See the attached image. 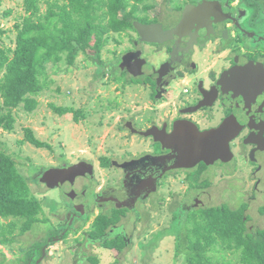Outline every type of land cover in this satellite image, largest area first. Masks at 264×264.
<instances>
[{
  "label": "flooded vegetation",
  "instance_id": "flooded-vegetation-1",
  "mask_svg": "<svg viewBox=\"0 0 264 264\" xmlns=\"http://www.w3.org/2000/svg\"><path fill=\"white\" fill-rule=\"evenodd\" d=\"M139 1L144 3H136L139 7L133 4L119 16L123 19L128 15L129 25L117 30L107 29L108 36H116L117 45L125 39L127 42L112 61L118 75L124 73L128 82L124 92L116 83L120 103L113 109L118 114L112 124L115 127L104 140L96 132L87 136L85 144L97 143L96 149L88 147L86 150L90 153L79 151L90 154L91 158L80 156L72 162L70 156L65 158L68 163L58 166L62 170L74 166L72 173H61L62 177L52 175L59 183L55 188L60 187L62 191L70 186L77 190L82 179L89 178L93 182L96 173L112 167V180H105L99 191L87 187L93 194L91 201L86 199L85 202L82 197L74 200L73 196L69 199L68 211L81 215L80 219L86 217V209L92 203L104 210L101 215L112 219L113 223L102 237H88L91 241H101L104 246L116 236H121L127 245L131 237L127 233L128 218L139 220L147 201L152 207L156 203L154 197L180 174L191 180L192 187V191L189 190L191 201L177 206L185 217L199 208H209L202 206L200 185L210 182L214 169L228 174L233 172L228 165L241 163V171L255 178L250 199L255 198L264 177V0ZM213 1L220 7L213 6ZM135 22L154 30L145 38L160 40L144 39ZM118 75L113 74L112 81L115 82ZM144 111L152 113L154 119L142 125L137 116H143ZM136 117L137 125L128 119L135 121ZM233 118L240 119L241 127L228 142L231 155L224 159L200 160L191 167L177 166L178 161H182L178 158L179 145L185 139H192L185 132L216 130ZM101 122L106 125L105 121ZM92 126L93 130L99 128L97 124ZM179 127L183 135L174 137ZM149 132L163 136L164 145ZM111 134L114 135L111 140L116 139L125 146L129 144L127 151L130 152L119 149L122 152L114 158L103 159L102 166L95 161L100 159V144L103 153L109 151L106 145ZM210 136L200 142L208 143ZM112 161L114 163L110 164ZM46 170L48 168L38 176L42 184H45ZM204 173L208 174V181L205 177L200 180Z\"/></svg>",
  "mask_w": 264,
  "mask_h": 264
},
{
  "label": "rangeland",
  "instance_id": "rangeland-1",
  "mask_svg": "<svg viewBox=\"0 0 264 264\" xmlns=\"http://www.w3.org/2000/svg\"><path fill=\"white\" fill-rule=\"evenodd\" d=\"M126 2V7L117 13L120 17L131 9L133 4L139 7L136 3H144L139 0ZM57 3L62 5L67 3V0H57ZM7 10H11V14L4 17ZM45 11L46 5L42 3L39 12L43 14ZM23 15V0H0V25L7 30L2 39L7 45L14 46L13 25L16 18ZM109 37L99 56L96 51L88 49L86 54L80 52L77 55L73 65L64 61L57 64L47 63V85L36 97V108L33 111H27L23 107L15 109L14 130L9 132L0 129V151L11 155L16 161L19 171L27 179L31 193L41 200L42 211L38 218L45 220L20 233L24 219H13L17 224L13 233L14 241L10 246L0 244V264H16L24 260L29 251L33 252L30 264H185L182 255L176 256V244L179 232L183 231L184 224L187 223L182 210L177 206L179 203L191 201V180L186 175L174 177L167 187L154 197L156 203H153L152 207L147 201L139 220L128 218L127 233L131 236L130 242L119 252L106 248L101 241L90 240L93 222L104 211L97 203H92L86 209V215L83 213L86 216L84 219H80L81 215L76 216L68 211L71 196L77 200L82 197L85 202L86 199L91 201L93 194L87 187L99 191L105 180H112V167L96 173L93 182L89 181V178L82 179L77 190L70 186L62 191L60 187L47 188L39 181L38 176L45 169L58 168L65 162L68 163L65 158L73 157L72 162L80 156L87 155L91 158L86 149H96L97 143L92 146L85 144L87 136L96 132L104 140L115 127L112 124L116 122L118 114L113 109L120 103L115 92L116 83L124 92L128 82L124 73L118 75L112 61H115L113 58L116 52L123 45H127V42L125 39L117 45L114 42L116 36L113 34ZM93 41L94 39L91 43ZM113 74L118 75L115 82L112 81ZM51 104L69 107L72 111L60 115L52 110ZM137 117L141 118L142 125L154 119L152 113L147 111H144L143 116ZM137 117L135 121L134 118L128 119L137 125ZM101 121H105L106 125ZM95 124L99 128L93 130L92 125ZM25 128H30L36 138L49 146L37 148L27 142L21 143L25 138ZM128 130H131L130 126ZM112 138L113 134L109 137V147L106 145L109 149L107 153H103V145L100 144V159H96L95 163L101 164L103 159L114 158L122 152L119 149H126L124 153L127 154L130 152L127 151L129 144L125 146L116 139L111 140ZM82 149L88 153L79 151ZM233 164L231 167L228 165L229 170L233 168V172L228 174L214 169L210 182L206 173L200 178L202 181L205 177L208 181H203L206 184L200 185L204 199L202 206L216 207L226 204L236 208L241 205L243 199L247 203L245 213L250 217L247 226L250 229H264V215L260 212V207L264 205V177L257 187L255 198L250 199L255 178L241 171V163ZM46 240L47 245L40 246ZM215 246V250H220L210 253L215 264H240L238 252L228 251L221 244Z\"/></svg>",
  "mask_w": 264,
  "mask_h": 264
},
{
  "label": "trees",
  "instance_id": "trees-1",
  "mask_svg": "<svg viewBox=\"0 0 264 264\" xmlns=\"http://www.w3.org/2000/svg\"><path fill=\"white\" fill-rule=\"evenodd\" d=\"M42 3L46 5L43 14L39 12ZM126 4V0H69L62 5L56 0H23L24 15L16 18L13 25L14 46L3 41L2 35L7 30L0 25V129L14 130L15 109L23 107L33 111L36 108V97L47 85V63L64 61L73 65L77 55L86 54L88 49L99 56L109 40L108 27L117 30L129 25L128 15L120 19L117 14ZM10 14L11 10L5 11L4 17ZM51 107L60 115L72 111L54 104ZM25 132L21 143L37 148L49 146L36 138L30 128H25ZM246 206L241 201L236 208L222 204L187 213V223L177 236L176 256L182 255L185 264H215L211 254L219 252L215 245L221 244L228 251L239 253L240 264H264V229L247 226L250 217L245 213ZM41 211V200L31 193L14 158L0 151V244L13 243L17 227L13 219H24L20 231L24 233L33 224L45 222L38 218ZM260 212L264 215V205ZM111 223L112 219L99 215L93 222L91 238L104 235ZM47 243L46 240L40 246ZM105 246L119 252L125 242L116 236ZM32 258L33 252L29 251L16 264H30Z\"/></svg>",
  "mask_w": 264,
  "mask_h": 264
},
{
  "label": "water",
  "instance_id": "water-1",
  "mask_svg": "<svg viewBox=\"0 0 264 264\" xmlns=\"http://www.w3.org/2000/svg\"><path fill=\"white\" fill-rule=\"evenodd\" d=\"M211 4H213V6L217 4V6L220 7L217 1H213L211 2ZM135 25L144 39H147L149 41L160 40V38H153L152 40H150L149 38H145L148 33L154 32L151 27L140 24L139 22H135ZM238 120L240 119L238 118ZM238 120L233 118L232 121H228L227 123L223 124L219 129L210 130L204 133L200 132L198 129H194V132L192 133L185 132L186 136L189 135L190 137H192V139H185L187 142H185L184 140V142L179 145L178 158L179 160H182V163L178 161L177 166L191 167L192 164H195V162L200 160L207 161L208 158L217 159L220 157L224 159L223 157L231 155L230 149L228 147V142L232 140L240 131L241 126ZM253 133L255 134V132ZM149 134L153 135L156 141L164 145L165 139L163 138V136L155 132H149ZM181 134L183 135V132L181 133V129L179 127L174 137H177L176 135ZM209 134H211L209 142L201 143L200 140H206ZM186 161H189V163H185ZM79 166L80 165H77L76 167ZM69 168L70 169L63 170L58 168H50L46 170L43 174V183H45L47 187L55 188L57 185H59V183L55 180L54 177L60 175L61 173L64 174L65 172L66 175H69L70 173H72L74 166ZM53 174H55V176H52ZM60 177H62V175H60ZM62 182L64 183L63 180Z\"/></svg>",
  "mask_w": 264,
  "mask_h": 264
}]
</instances>
